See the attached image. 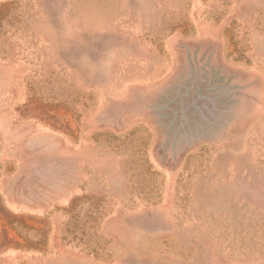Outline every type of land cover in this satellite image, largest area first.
I'll return each instance as SVG.
<instances>
[{
	"label": "rangeland",
	"instance_id": "rangeland-1",
	"mask_svg": "<svg viewBox=\"0 0 264 264\" xmlns=\"http://www.w3.org/2000/svg\"><path fill=\"white\" fill-rule=\"evenodd\" d=\"M0 264H264V0H0Z\"/></svg>",
	"mask_w": 264,
	"mask_h": 264
}]
</instances>
